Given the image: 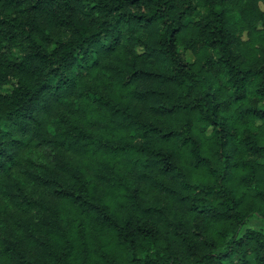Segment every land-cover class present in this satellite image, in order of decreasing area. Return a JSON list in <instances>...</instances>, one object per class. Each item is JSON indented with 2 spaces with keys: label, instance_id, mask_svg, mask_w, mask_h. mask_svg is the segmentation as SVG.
<instances>
[{
  "label": "trees",
  "instance_id": "trees-1",
  "mask_svg": "<svg viewBox=\"0 0 264 264\" xmlns=\"http://www.w3.org/2000/svg\"><path fill=\"white\" fill-rule=\"evenodd\" d=\"M129 130L143 184L120 214L83 164L125 154ZM14 190L41 219H6L0 264H264L248 226L264 222V0H0V194Z\"/></svg>",
  "mask_w": 264,
  "mask_h": 264
},
{
  "label": "rangeland",
  "instance_id": "rangeland-1",
  "mask_svg": "<svg viewBox=\"0 0 264 264\" xmlns=\"http://www.w3.org/2000/svg\"><path fill=\"white\" fill-rule=\"evenodd\" d=\"M263 9V6H261ZM190 21L198 20V14L195 13L190 17ZM245 37V35H244ZM181 51L184 52L186 59L189 63L193 64L196 60V57L191 53L190 50L185 49L184 46L181 47ZM137 54H142L143 48H136ZM9 88V86H7ZM111 123V119L107 118V124ZM256 124H259L258 121H255ZM85 128L90 132L95 133L99 136L118 137V134L112 130V128L107 126L104 128L101 119L95 118L94 113H89L87 116H84ZM124 142L128 145L126 147V153L113 156V155H101V152L98 155H94L91 158H84L85 164H83L84 169L89 177L88 180L91 181L92 185L95 186L96 194L103 195L106 198V203L121 212L123 214L127 209L135 210L132 207V202L130 196L127 193V188L138 185L141 187L143 181L140 179V169L136 167L134 158L137 156H144L143 151L140 150L139 145H134L136 143V134L132 130L123 132ZM209 135V133H206ZM39 161L42 160V156L38 154ZM89 168H88V167ZM186 176L189 179H195L198 175L196 172H186ZM121 179V181H119ZM142 188V187H141ZM251 189L243 190L240 189V192L248 194V197H253L250 194ZM26 195L33 196L38 198L40 191L37 192L36 189H31L29 185L26 186ZM13 198L15 204H11L10 200ZM169 198L165 194H161L157 191H152L149 194L144 196L145 205H154L161 208H166ZM0 229L6 227L5 221L9 218L10 215H13L15 218L23 219L30 218L34 222H38L41 219V215L37 214V211L29 209L27 206L22 205V198L19 196V192L14 190L10 194V199L5 195L0 194ZM28 209L26 215L21 214V209ZM117 212V211H116ZM74 225H77L80 221L78 215H71ZM91 225L94 227L95 231L103 234V238L107 239V244H112L110 237L112 236L111 232L107 230L103 225H97L93 218L86 215L84 218V226ZM70 226V225H69ZM249 228L255 231L264 230V222L258 219H255L249 223ZM20 259V256H17Z\"/></svg>",
  "mask_w": 264,
  "mask_h": 264
}]
</instances>
